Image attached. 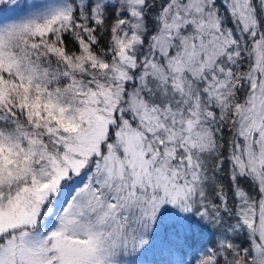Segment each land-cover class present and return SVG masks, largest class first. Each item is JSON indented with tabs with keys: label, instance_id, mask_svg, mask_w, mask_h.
I'll return each mask as SVG.
<instances>
[{
	"label": "snow or ice",
	"instance_id": "6c2138e0",
	"mask_svg": "<svg viewBox=\"0 0 264 264\" xmlns=\"http://www.w3.org/2000/svg\"><path fill=\"white\" fill-rule=\"evenodd\" d=\"M0 264H264V0H0Z\"/></svg>",
	"mask_w": 264,
	"mask_h": 264
}]
</instances>
